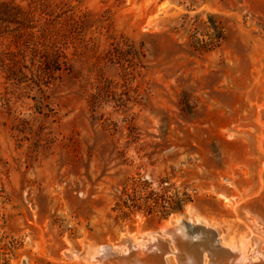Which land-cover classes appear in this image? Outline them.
<instances>
[{"label":"rangeland","instance_id":"obj_1","mask_svg":"<svg viewBox=\"0 0 264 264\" xmlns=\"http://www.w3.org/2000/svg\"><path fill=\"white\" fill-rule=\"evenodd\" d=\"M34 1L0 0L30 12L0 7V264H102L126 241L178 264L185 223L219 264H264V0ZM22 24L62 33L61 73L25 68Z\"/></svg>","mask_w":264,"mask_h":264},{"label":"trees","instance_id":"obj_2","mask_svg":"<svg viewBox=\"0 0 264 264\" xmlns=\"http://www.w3.org/2000/svg\"><path fill=\"white\" fill-rule=\"evenodd\" d=\"M43 0H35L32 5H37L39 10L41 9L47 14L46 5L42 2ZM0 7H6L5 13L3 15L10 14L15 18L18 17L23 21L29 17L30 12H25L21 8L11 7L9 4ZM33 7V6H32ZM30 7V8H32ZM31 10V9H30ZM29 10V11H30ZM2 14V12H0ZM24 23V22H23ZM23 24L17 30L20 32H16L15 39L16 43H18L19 47H30V51H32V59L33 65L32 67H25L30 74L32 73L34 77H44V76H52L56 73H61L63 71V67L66 63H69V58L63 49L62 42V33H59L52 28H44L41 30L39 36L34 37L33 34L24 35L21 31L23 30ZM22 34V35H20ZM149 201H151L155 206H159V202L162 201L163 205H160V208L163 209L164 212L168 210H174L170 207V203L163 198V196H157L155 193H151L149 196ZM152 209V208H150Z\"/></svg>","mask_w":264,"mask_h":264},{"label":"bare ground","instance_id":"obj_3","mask_svg":"<svg viewBox=\"0 0 264 264\" xmlns=\"http://www.w3.org/2000/svg\"><path fill=\"white\" fill-rule=\"evenodd\" d=\"M185 225H186V223H185ZM185 225L175 226L172 230L170 228V230L168 231L172 234L171 236H173L175 239H177L176 242H179V243L181 242L180 248L178 247V250L180 251V249L182 248L183 254L181 253V251H180V253H179V251H176V252H178L176 254H182V257H180V255H177L180 258V260L178 258V264H202L201 257L199 255V253H201L200 249H203V248L205 249V247H203V246H208L207 247L208 250L210 249L211 257H212L211 261H213L214 264L215 263L219 264V262H220L219 258H216V257H222V259L225 257H228L227 255H229V252L224 250L225 248L224 249L220 248L219 245L217 244V241L215 240V238L214 239L212 238L213 236L209 240L211 242V244H209V245H208V243L206 244V242H207V241H205L206 235L207 236L212 235V234H210L211 232L209 230H207L204 227H198V226L197 227L192 226L193 228H188L187 227L188 225L187 226H185ZM175 239H173V240H175ZM152 241L154 242V240H152ZM126 243H127V246L129 245V247L131 248V252L132 251L137 252V254H133L132 259L134 261L132 263L130 262V264H136L137 261H138L137 264H162L163 259L158 257V256L163 255L162 248L164 246H161L162 244H160L158 242L150 243V244L149 243L143 244L141 242L131 243L130 241H126ZM191 243H193V245ZM124 245H125V243H124ZM128 250L130 251V249H128ZM150 251H154L157 254V256L153 259L152 258H146L145 257L146 254L150 253ZM131 252L119 254V253H116V252L110 250L108 247H104L103 253L101 255L102 260L101 259L100 260L102 261V264H111L107 261V258L111 257L112 253L118 254L121 256H127ZM204 252L207 253L206 251L203 250L202 254ZM210 252H208V254H210ZM213 255L215 256V258H213L214 257ZM203 256H205V255H203ZM235 256H236V254H235ZM237 258H239V255ZM100 260H99V262H100ZM229 260H230V258H229ZM239 260L237 259V262ZM224 261L225 262L228 261V258H227V260H224ZM228 263H231V262H228ZM235 264H237V263H235Z\"/></svg>","mask_w":264,"mask_h":264},{"label":"water","instance_id":"obj_4","mask_svg":"<svg viewBox=\"0 0 264 264\" xmlns=\"http://www.w3.org/2000/svg\"><path fill=\"white\" fill-rule=\"evenodd\" d=\"M188 228H193L191 225H188ZM161 243L163 244V245H165V247H166V250H167V252L169 253V249H168V245L166 244V243H164V242H162L161 241ZM192 245H193V243H191ZM133 254H137V252L136 251H132L131 253H129L127 256H121V255H118V254H114V253H112V256L111 257H108L107 258V261L109 262V263H111V264H130V262L132 263L134 260L132 259L133 257ZM157 256V254L154 252V251H150V253H147L146 254V258H155ZM158 257H160L161 259H163V257H162V255L161 256H158ZM137 263H138V261H137ZM136 263V264H137ZM202 263H203V261H202ZM162 264H166L165 262H164V259H163V261H162ZM208 264H214V262L213 261H211V260H209L208 261ZM215 264H218V263H215Z\"/></svg>","mask_w":264,"mask_h":264}]
</instances>
